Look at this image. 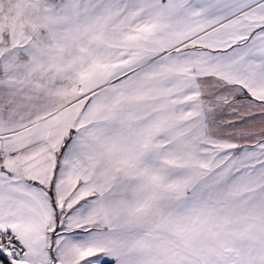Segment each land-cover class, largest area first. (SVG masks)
Instances as JSON below:
<instances>
[{"label":"snow or ice","instance_id":"1","mask_svg":"<svg viewBox=\"0 0 264 264\" xmlns=\"http://www.w3.org/2000/svg\"><path fill=\"white\" fill-rule=\"evenodd\" d=\"M0 264H264V0H0Z\"/></svg>","mask_w":264,"mask_h":264}]
</instances>
